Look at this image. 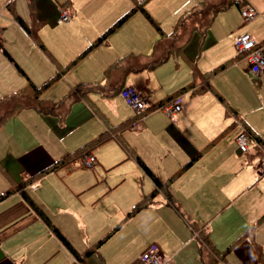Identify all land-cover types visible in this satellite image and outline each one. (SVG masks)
Wrapping results in <instances>:
<instances>
[{
  "label": "crops",
  "instance_id": "obj_1",
  "mask_svg": "<svg viewBox=\"0 0 264 264\" xmlns=\"http://www.w3.org/2000/svg\"><path fill=\"white\" fill-rule=\"evenodd\" d=\"M9 1L0 0V98L24 88L27 80L41 86L57 73L42 90V99L64 101L77 89L74 100L64 102L69 109L61 123L54 114L25 108L0 124V195L10 191L0 198V264H83L73 252L84 254L104 236L84 264H147L141 253L150 244L170 264H202L198 235L203 234L217 251L229 247L220 264H247L246 256L249 264H259L264 258V218L257 221L264 215V177L255 169L264 153V75L254 74L247 58L236 59L234 36L243 31L239 23L229 31L230 48L217 44L220 37L194 55L184 45L182 53L149 67L158 42L153 23L159 26L174 14L177 20L201 0H51L50 23L49 17L34 18L28 0L30 15L24 8L17 13L15 0ZM246 1L258 13L246 31L264 53V0ZM136 2H143V11L135 10L79 56ZM35 4L37 11L38 0ZM60 6L68 7V21H58ZM232 7L240 12V6L231 4L216 13L224 17L216 34H226ZM145 14L153 21L154 34L145 30ZM39 23L51 30H38ZM61 23L69 30H59ZM174 24L167 32L159 27L168 33ZM121 28L127 30L117 42ZM208 30L212 25L198 45ZM128 53L132 55L123 56ZM229 59L226 67L209 75ZM125 85L147 96L149 107L142 116L119 107L125 101L118 89ZM246 86L250 90L244 94ZM174 96L180 98V110L172 121L158 105ZM134 120L135 129L122 128ZM242 129L252 136L248 151L240 153L235 137ZM108 130L116 132L111 140L135 165L129 188L123 194V186L116 190L122 195L117 203L109 197L127 177L107 181V168L93 153L110 138L90 149L96 170L82 168L79 157L70 156ZM197 152L193 163L174 176ZM139 162L167 185L128 215L154 188ZM242 245L247 250L243 255Z\"/></svg>",
  "mask_w": 264,
  "mask_h": 264
},
{
  "label": "trees",
  "instance_id": "obj_2",
  "mask_svg": "<svg viewBox=\"0 0 264 264\" xmlns=\"http://www.w3.org/2000/svg\"><path fill=\"white\" fill-rule=\"evenodd\" d=\"M13 0H10L9 3H12ZM29 7L32 9L34 8V1L28 0ZM142 3L136 2L134 6L126 13H124L121 17L118 18L116 22L112 26H110L107 30H105L101 35H99L91 44H89L86 49H84L79 56H83L86 54L92 47L103 41L105 38H107L114 29L119 26L122 22H124L131 13H133L135 10L140 9L143 11ZM236 4L237 6H240V8L247 4L246 0H201L200 2L196 3L186 11H184L176 20L173 29L165 33L161 30V28L153 23L152 19L148 16V14H145L150 23H153L156 31L158 33V42H156V55L154 57H150L151 61L148 63L149 67H154L157 64L163 62L166 60L169 56H176L179 53H182L183 46L187 43V41L190 38V35L193 32H198L200 39L201 36L206 32L208 27L211 24L212 19L214 18L215 14L226 8L228 5ZM32 15L34 12L31 10ZM15 19L17 23L26 30L30 35V28L28 25L24 22V20L15 14ZM156 40V41H157ZM41 48H43L42 44H39ZM78 56V57H79ZM236 57H240L238 54L235 55ZM11 59V58H10ZM12 60V59H11ZM233 59H229L221 64H219L217 67H215L213 70L209 72V75L212 73H215L224 67H226ZM13 61V60H12ZM73 61V62H72ZM71 64H73L75 61L72 60ZM19 68V67H18ZM60 73L55 74L52 78H50L48 81H46L41 86H37L32 81L27 80V84L24 88L19 89L11 94L5 95L0 98V124H2L6 119L9 117H12L16 113H18L20 110L25 108H32L36 111L44 114H54L57 116L58 121L61 123L64 120V117L66 115L67 110L69 109L68 103L64 104L66 100H74V94L75 89H71L69 93L65 96L64 101L61 100L59 102H52L48 100H44L40 97L41 92L43 89L48 87L53 81L59 77ZM82 85V84H81ZM173 97L168 98L164 102L158 105L160 108L165 102H167L169 99ZM76 99V98H75ZM149 106L145 109V111L148 109ZM144 111V112H145ZM143 112V113H144ZM141 115H135V116H142ZM135 118V117H134ZM137 120H134L133 122H127L122 126V128H130L133 123H136ZM249 137L252 136L251 132L247 129H244ZM115 137L116 132L114 130H108L107 132H103L100 135L96 136L86 144L78 147L75 151L72 152L70 155L72 157H79L81 159L84 155L90 153V149L103 143L110 137ZM257 141H261L259 138H256ZM199 155L197 152L190 160L185 163L179 172L175 174L174 176H177L183 169L190 166L193 161L196 159V157ZM65 159L63 158L61 162H63ZM66 160H69L67 158ZM140 166L143 167V169L150 175L153 183L154 188L150 192V194L143 196L142 199H140L136 204L134 205L133 209L128 213V215L134 213L141 207L147 205L148 200L152 199L155 195V192L157 190L165 187L167 185V182L164 183L161 180H159L142 162H139ZM10 191H6L5 194L0 195V198L8 194ZM166 198L169 199V194H165ZM38 213H41L38 211ZM43 216V214L41 213ZM264 218V215H262L259 220ZM46 223H48L47 219L44 218ZM197 234L199 233L198 230H196ZM203 234V233H202ZM56 235L62 240L65 241L64 237L56 232ZM107 236H104V238ZM101 238L97 241L95 246L87 251H85L82 255H77L75 252H73V255L75 256V260L79 263L84 264V259L87 257L93 250H95L100 243H102L103 239ZM229 247H226L224 250L217 251L215 248L212 247L210 242L207 240L206 236L198 235V253L201 259L202 264H220L223 262V256L224 254L229 250ZM259 264H264V258L258 259Z\"/></svg>",
  "mask_w": 264,
  "mask_h": 264
},
{
  "label": "rangeland",
  "instance_id": "obj_3",
  "mask_svg": "<svg viewBox=\"0 0 264 264\" xmlns=\"http://www.w3.org/2000/svg\"><path fill=\"white\" fill-rule=\"evenodd\" d=\"M33 1H34V8H32V9L30 7L29 8L34 12V18L36 17V18H38V20H43L42 16L49 17V20H47V23H50L51 19L53 18L51 16V14H49V8L51 7V4H52L51 0H38L37 11H36L35 0H33ZM14 7H15V10H16L17 13L20 12L21 8H24L25 15H27V13H28V15H30L26 0H23V1L15 0ZM63 7H66V6H63ZM227 14H230V15H229V23L227 25L226 34H225V32H222V31L219 32L218 34H216L217 30H219L220 27H223V20L222 19L224 17H222L219 14H215V16L212 19L211 24H210V27L212 25L213 30H210V31L208 30L207 31V35H205L204 40H203L202 43H200V45H198V41H199V38H200L198 32L197 31L193 32L190 35L189 40L187 41V43L184 46L185 50L187 52L193 54V55H194V53L197 54V51L199 50V47L201 48L202 46L206 45L207 48H210L212 45H216V41H217L216 38H219V37H220V40L217 41V44H221L223 46V48H225V49L226 48H230V43L232 41L228 38V36H229V31L233 28L234 24H238L239 23L238 25H239V28L241 30H243L242 32H247L246 28H248L249 25H248V22H244L243 21L241 15H240V12H239V10L236 7H232V9H229ZM177 15L178 14H174L173 17H168L167 19H163L164 22L161 25L158 22L157 23L159 24V26L162 29L164 28V31L167 32L172 27V25L175 23V21H176L175 19H176ZM70 16H71V14H70ZM70 16H69V18H70ZM55 21L57 22V18H56ZM145 22L147 24L145 30H152V34H154L156 31H155V28L153 27V25L148 20L145 21ZM41 23H39V25L37 27L38 30L39 29L40 30H51V29H49V25L45 26V25H43ZM64 24H67V23H61V24H58V26H62ZM59 30H69V29L66 26H62ZM124 30H127V29L121 28V29L116 31V35L115 36H116V41L117 42L119 41L120 36L123 34ZM247 33H249V32H247ZM222 46H221V49H222ZM127 49H130V48L127 47ZM233 52H234V54L236 53L235 47L233 48ZM125 55H132V54L128 53V54H124L123 56H125ZM208 55H209V53H208ZM238 58L240 59L242 57L240 56V57H237L236 59H238ZM151 86L157 88V85H156V83L154 81H153ZM122 87L123 86L119 87V89H118L119 93H120ZM243 89L247 90L246 92H243L244 94H246L248 92L249 88L248 87L247 88L243 87ZM146 99H147V96H146ZM147 105H148V102H147ZM119 107L123 109V112H126V111L128 112L129 111V112L133 113V110L129 109L130 107L125 105V103H122V102L119 103ZM239 152L243 153L240 150H239ZM93 153H94V155L97 158H99V160H101L102 166L107 168L106 169V173H105V177H106L107 181H109L111 183H115L116 181L120 182L121 181V177H124V175H126L127 179H125L124 181L127 180V183H124V182L122 183L121 182L122 184L118 185L119 187L117 186L116 187L117 189L114 188L112 190L111 195H110L111 197H109L110 199L113 200L114 203L119 202V200H121L120 198H122V195H120L119 191H116V190H118V188H120V186H123L122 187V194H123L129 188L128 180H130V178H129L131 176L130 172H132V168L133 167L135 168V165L133 164V162L131 160L125 159V154L123 153V150L120 148V146L117 144V142L112 141L111 138L107 142H105L104 144L96 147L94 149ZM123 155H124V157H123ZM120 157H123V158L121 159ZM118 159H120V160H118ZM123 159H125V160H123ZM79 160L81 161V159H79ZM93 166H94L93 167L94 170H96V169H98L97 167L99 165L94 164ZM82 168L92 169V168L84 167V166ZM137 172H138V169H135V171H134V175L135 176H134V180L133 181H135V177H136ZM245 172L248 173V170L246 169ZM256 172L259 174L258 168L255 169V173ZM259 176H260V178L264 177V175H259ZM118 182H116V183H118ZM131 182H132V179H131ZM241 248H240L239 251H240V254L243 255L242 251L243 252H247V250L244 247V245H242ZM245 260L247 261V264L250 263V260H247V256H246Z\"/></svg>",
  "mask_w": 264,
  "mask_h": 264
},
{
  "label": "built area",
  "instance_id": "obj_4",
  "mask_svg": "<svg viewBox=\"0 0 264 264\" xmlns=\"http://www.w3.org/2000/svg\"><path fill=\"white\" fill-rule=\"evenodd\" d=\"M59 12V22L67 21L69 19L70 13L67 7L61 6L59 8ZM240 14L244 22H249L258 15L256 9L248 3L240 8ZM234 47L236 54L247 58L249 67L254 74L264 75V53L257 41L252 38L249 33H237L234 36ZM120 95L124 99L125 103L133 110L135 115H141L148 106L146 95L130 85L123 86L121 88ZM160 108L169 117V119L173 121L175 113L180 110L179 96H174L169 99ZM130 128L135 129L136 124L133 123ZM249 139L250 137L244 129L237 133L235 142L241 152L248 151ZM80 162L83 166L92 168L96 163V158L93 154L88 153L81 158ZM257 168L259 173L264 175V153L259 156ZM141 259L147 264H170L168 258L165 257L156 244H150L147 246L141 253Z\"/></svg>",
  "mask_w": 264,
  "mask_h": 264
}]
</instances>
